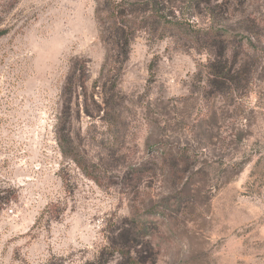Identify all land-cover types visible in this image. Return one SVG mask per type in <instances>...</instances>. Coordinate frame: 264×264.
<instances>
[{
  "label": "rangeland",
  "instance_id": "374dc122",
  "mask_svg": "<svg viewBox=\"0 0 264 264\" xmlns=\"http://www.w3.org/2000/svg\"><path fill=\"white\" fill-rule=\"evenodd\" d=\"M188 1L170 19L224 58L159 24L117 53L96 0H0V264H120L136 226L148 264H264V0Z\"/></svg>",
  "mask_w": 264,
  "mask_h": 264
},
{
  "label": "trees",
  "instance_id": "16d2710c",
  "mask_svg": "<svg viewBox=\"0 0 264 264\" xmlns=\"http://www.w3.org/2000/svg\"><path fill=\"white\" fill-rule=\"evenodd\" d=\"M210 3V0H189L188 8H198L201 4L209 5ZM96 4V17L102 26L108 25L105 34L106 36L110 35V37H112L113 47L117 53H120L123 51V48L128 46L129 38L132 37L135 31L141 30L149 24H159L162 37H165L166 35H185L195 44L202 42L208 48L219 50V57L224 58L225 56V50L229 38L227 34L226 36L221 35L219 31L214 29L185 30L181 28L178 23L170 19L171 16L173 17L176 10V0H146L142 2L139 0L137 2H129L127 0H103L102 3L101 1L96 0ZM139 12L146 13V17L137 20L136 14ZM124 27L131 30L129 35H126L128 33L124 31ZM3 34L4 33L0 32V37ZM252 38H254L253 33H245V39L251 46L254 44ZM231 72V69L221 68L212 72L211 76L213 77L212 80L214 84L215 79L217 78L223 77L226 78V80H229L232 77ZM80 86L83 88L84 85L82 84ZM60 146L62 147V145ZM71 160L82 169L86 175L89 174L87 172L88 169H86L85 165H83L78 159L72 157ZM9 203L10 200H5V197H3L2 194V196H0V206H7ZM135 228L138 230L136 234L133 231L134 229L126 230L120 235V245L118 247H111L113 250L112 254L117 253L121 257L120 264H148L150 262L145 257H142L140 250H137L139 243L138 240L134 238L135 235L136 237L140 236V233L143 232V227L136 226ZM142 246L146 250L153 252V247L150 243H142ZM133 253L134 256H132Z\"/></svg>",
  "mask_w": 264,
  "mask_h": 264
}]
</instances>
